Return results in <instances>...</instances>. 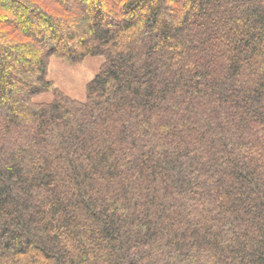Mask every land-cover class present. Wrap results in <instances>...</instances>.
Here are the masks:
<instances>
[{"label":"trees","instance_id":"1","mask_svg":"<svg viewBox=\"0 0 264 264\" xmlns=\"http://www.w3.org/2000/svg\"><path fill=\"white\" fill-rule=\"evenodd\" d=\"M0 264H264V0H0Z\"/></svg>","mask_w":264,"mask_h":264},{"label":"rangeland","instance_id":"2","mask_svg":"<svg viewBox=\"0 0 264 264\" xmlns=\"http://www.w3.org/2000/svg\"><path fill=\"white\" fill-rule=\"evenodd\" d=\"M101 63V57H86L77 64H71L61 58L52 57L49 61L48 78L52 80L55 87L66 95L83 99L85 86L98 72ZM51 98V93H46L37 97L36 100L49 101Z\"/></svg>","mask_w":264,"mask_h":264}]
</instances>
